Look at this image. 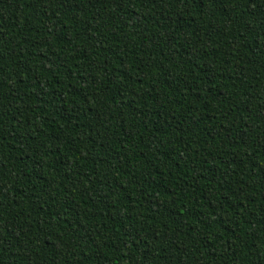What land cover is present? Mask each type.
Segmentation results:
<instances>
[{
  "label": "trees",
  "instance_id": "1",
  "mask_svg": "<svg viewBox=\"0 0 264 264\" xmlns=\"http://www.w3.org/2000/svg\"><path fill=\"white\" fill-rule=\"evenodd\" d=\"M0 264H264V0H0Z\"/></svg>",
  "mask_w": 264,
  "mask_h": 264
}]
</instances>
